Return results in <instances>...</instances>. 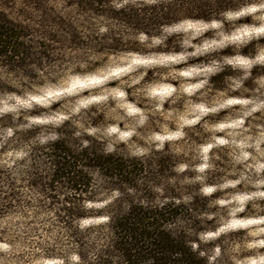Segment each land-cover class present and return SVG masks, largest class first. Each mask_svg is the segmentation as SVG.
<instances>
[{"label":"clouds","instance_id":"9594fccd","mask_svg":"<svg viewBox=\"0 0 264 264\" xmlns=\"http://www.w3.org/2000/svg\"><path fill=\"white\" fill-rule=\"evenodd\" d=\"M91 4L0 0L29 50L0 53V264H131L133 206L180 245L136 264H264V0Z\"/></svg>","mask_w":264,"mask_h":264},{"label":"trees","instance_id":"16d2710c","mask_svg":"<svg viewBox=\"0 0 264 264\" xmlns=\"http://www.w3.org/2000/svg\"><path fill=\"white\" fill-rule=\"evenodd\" d=\"M37 5L40 6V0H36ZM69 3L76 5L80 9H86L92 7L91 0H68ZM232 4V0H218L219 7H225ZM204 10V5L201 6ZM97 12L102 11V9L97 8ZM130 21L139 22L135 15L127 17ZM24 34L23 29H18L16 26L11 25L7 18L0 14V53L6 52L9 47L12 48L14 54L23 53L21 56V63L23 60L29 56L28 47H26L21 40L18 39L19 36ZM12 60V57L8 58ZM55 157L57 158L58 168V177L67 176L68 182L72 188H83L86 184V179L81 173H74L76 167V161L88 156V150L86 149L83 153L77 155L73 150L66 146L64 141H60L55 145ZM88 163H98L104 165L106 162L100 160L99 157L93 159L88 157ZM107 166L110 170L118 169L123 167L119 162L111 161ZM72 203V207L67 208V215L71 216L74 213L78 212V201L73 196L69 198ZM197 203H203L202 201H197ZM168 215H175L177 209H165ZM149 217H155V213L152 211L145 210L143 208L133 206L132 209L124 216L118 217L113 225L117 230V234L121 238V242L117 245L122 248L125 253L129 256L131 264H136V260L133 259V255L137 258L143 253L147 252L148 254L155 255L157 253H163L166 249H175L180 247L178 243H174L170 240L167 235L163 233L157 234L155 229L153 231H148L149 227L152 225L159 224V221L155 218L149 219ZM63 219V217H61ZM129 237L131 240L129 241ZM147 241H152L154 247L151 249H146L145 245ZM132 248H137L135 254L132 253ZM166 257L159 256L158 264H165ZM190 259V258H189Z\"/></svg>","mask_w":264,"mask_h":264}]
</instances>
